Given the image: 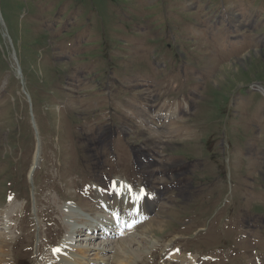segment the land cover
<instances>
[{
    "label": "rangeland",
    "instance_id": "1",
    "mask_svg": "<svg viewBox=\"0 0 264 264\" xmlns=\"http://www.w3.org/2000/svg\"><path fill=\"white\" fill-rule=\"evenodd\" d=\"M151 67L155 79L175 69L171 87L140 90V73ZM262 87L264 0H0L1 263L49 264L70 218L84 225L70 212L76 205L65 212L66 202L100 214L86 208L74 184L99 191L117 177L147 182L159 192L157 206L133 233L107 238L108 251L90 250L89 260L101 255L118 264L127 248L139 252L129 264H257L253 254L264 264ZM180 96L188 97L179 101L187 110L169 132L124 117L133 114L124 107L147 117V107ZM120 133V151L106 160L111 171L103 155L120 146ZM127 139L138 155L157 159L138 156L139 178L118 176L134 167L124 156ZM184 242L213 259L200 262L193 252L192 261ZM173 245L181 253L172 263Z\"/></svg>",
    "mask_w": 264,
    "mask_h": 264
},
{
    "label": "bare ground",
    "instance_id": "2",
    "mask_svg": "<svg viewBox=\"0 0 264 264\" xmlns=\"http://www.w3.org/2000/svg\"><path fill=\"white\" fill-rule=\"evenodd\" d=\"M171 116H173V115H171ZM35 158H34V162H36V159ZM127 196L128 195L126 193L124 195H121V193L118 190H115V192H113L112 197H111V200H112L111 207L112 208H122V209H124L125 208L124 201H125V199H129V197H127ZM118 201H121L123 203V206H117ZM154 204H155V199H151V200L143 199V203H142V205H140V207H142V209L148 211V213H149V209L151 207H153ZM131 205H132V203L127 200L126 208H130ZM70 207H72V206H70ZM70 207H68V208H70ZM146 211H143V213H146ZM70 212H73L75 217L82 216V215H85V214H88L89 215L88 217H91L92 216V214L90 212L83 210L80 206H77V205H76V208H74V207L70 208ZM92 217H94V216H92ZM96 217H98V219H102V216L101 215H97V216H95V218H92L93 220H90L88 222H84L85 230L86 229H89L87 227V224H89L91 221H94L96 219ZM74 223H75V221H74ZM73 224H71L69 226L71 228V230H70V232L68 234L69 237H66L65 240L63 242H61L62 243L60 245L61 246V252L60 253H57L58 258L60 256L61 257V260L63 261L64 264H103V263L106 264V263H108L106 261L107 259L105 258L106 259L105 260L103 258L104 256H101V255L98 256V259L97 260L95 258V260L93 262H90V260L88 259V256H89L88 255V252H90V250L98 251V254L103 253V252H106V251L109 250L107 248L109 243L104 242L106 240H103L102 242H99V244H98L97 247L94 246V248H91L90 249L87 244H89V242H91L92 237L89 236V234L88 235H83V230L82 229H79L81 226L77 227V226H74L75 224L74 225ZM149 224H151V223H149ZM154 226L155 225L150 226L149 229H153V231H154ZM93 227L94 226H92V229H91L92 231L90 230V234H92V232L94 230ZM75 238L76 239L78 238L77 241L74 240ZM79 241L80 242H83V243H86V242L87 243L86 244H79L78 245L77 242H79ZM130 243L131 242H129V244ZM65 246L68 247V248L65 249ZM78 247L81 248V249L79 251V254L76 255L73 250H76ZM0 249H2L1 246H0ZM124 249L127 251L128 256H126L124 253L121 252L122 253V256L125 255V258L122 259V257L121 258L118 257L119 258L117 260L118 264H125L126 261H128L127 264H129L130 261H134L133 258H134L135 252L137 254L139 253L137 250L134 251L132 249H127V248H124ZM168 249L169 250H172L173 247H169ZM173 250L175 251V254H173L172 258H176L180 250H178V249L177 250L176 249H173ZM141 251H143V250H141ZM0 253H1V250H0ZM5 253L7 254V250L4 251L2 255H4ZM0 259H3L2 261L5 260L4 258H0ZM0 263H1V260H0ZM2 263L4 264V262H2Z\"/></svg>",
    "mask_w": 264,
    "mask_h": 264
},
{
    "label": "snow or ice",
    "instance_id": "3",
    "mask_svg": "<svg viewBox=\"0 0 264 264\" xmlns=\"http://www.w3.org/2000/svg\"><path fill=\"white\" fill-rule=\"evenodd\" d=\"M142 191V190H141Z\"/></svg>",
    "mask_w": 264,
    "mask_h": 264
}]
</instances>
